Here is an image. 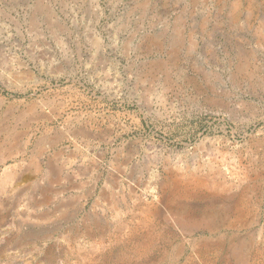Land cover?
<instances>
[{
	"label": "rangeland",
	"instance_id": "rangeland-1",
	"mask_svg": "<svg viewBox=\"0 0 264 264\" xmlns=\"http://www.w3.org/2000/svg\"><path fill=\"white\" fill-rule=\"evenodd\" d=\"M0 126V264H264V0H0Z\"/></svg>",
	"mask_w": 264,
	"mask_h": 264
},
{
	"label": "bare ground",
	"instance_id": "bare-ground-1",
	"mask_svg": "<svg viewBox=\"0 0 264 264\" xmlns=\"http://www.w3.org/2000/svg\"><path fill=\"white\" fill-rule=\"evenodd\" d=\"M18 120H19V119H18ZM2 122H3V121H2ZM4 126H5V125H4ZM0 127H1V126H0ZM6 128H7V127H6ZM3 130H4V129H3ZM10 131H11V130H10ZM3 132H4V131H3ZM15 132H18V131L15 130L14 133H15ZM7 133H8V128H7ZM7 133H6V134H7ZM6 134H5V135H6ZM8 134H9V133H8ZM11 135H12V134H11ZM16 135H17V134H16ZM19 135H21V134L19 133ZM19 135H18V136H19ZM8 136H9V135H8ZM14 136H15V135H14ZM7 138H8V137H7ZM15 138H16V137H15ZM10 139H11V138H10ZM8 140H9V139H8ZM4 141H5V140H4ZM12 141H13V140H12ZM2 143H3V142H2ZM2 143H1V146H2ZM4 143H5V142H4ZM4 143H3V144H4ZM8 143H9V142H8ZM5 144H6V143H5ZM8 145H9V144H8ZM1 146H0V147H1ZM4 146H5V145H4ZM4 146H3V147H4ZM9 146H10V145H9ZM11 146H12V145H11ZM14 147H15V145H14ZM9 148H10V147H9ZM11 148H12V147H11ZM11 148H10V149H11ZM18 148H19V147H18ZM0 149H1V148H0ZM21 149H22V148H21ZM2 150H3V149H2ZM6 151H7V150H6ZM9 151H10V150H9ZM13 151H14V150H13ZM8 176H9V175H8Z\"/></svg>",
	"mask_w": 264,
	"mask_h": 264
},
{
	"label": "crops",
	"instance_id": "crops-1",
	"mask_svg": "<svg viewBox=\"0 0 264 264\" xmlns=\"http://www.w3.org/2000/svg\"><path fill=\"white\" fill-rule=\"evenodd\" d=\"M68 211H69V209H68Z\"/></svg>",
	"mask_w": 264,
	"mask_h": 264
}]
</instances>
